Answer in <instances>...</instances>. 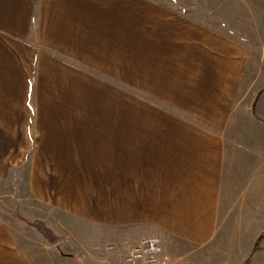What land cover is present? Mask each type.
Wrapping results in <instances>:
<instances>
[{"label":"crops","instance_id":"1","mask_svg":"<svg viewBox=\"0 0 264 264\" xmlns=\"http://www.w3.org/2000/svg\"><path fill=\"white\" fill-rule=\"evenodd\" d=\"M198 3L188 16L165 0H0V175L29 158L33 199L158 236L172 264L221 239L223 264H264V36L255 19L254 40H231L193 17ZM119 10L143 16L128 64L114 57ZM123 67L159 107L79 115L77 94L101 99ZM0 264H34L2 223Z\"/></svg>","mask_w":264,"mask_h":264},{"label":"rangeland","instance_id":"2","mask_svg":"<svg viewBox=\"0 0 264 264\" xmlns=\"http://www.w3.org/2000/svg\"><path fill=\"white\" fill-rule=\"evenodd\" d=\"M165 1L168 6L184 8L186 11L184 15H191L190 8L185 5H190L193 0ZM221 1L199 0L197 9L199 12L193 13V17L197 14L200 23L214 25L216 31L225 33L231 40L248 42L254 40L251 35L256 31L254 29L256 19L260 34L264 36V25L261 26L264 5L261 0H231L230 7L220 8V15L217 13L213 15L215 19L210 23L208 20L212 19V13H208L206 7L214 3V8L217 10L218 6H221ZM132 21L141 23L143 16L139 14L132 17L122 10L114 13V57H117V60L123 59L119 60L121 63L131 62L130 58L135 55L132 48L134 40L142 39V32L138 33L140 30L134 32L131 28ZM114 73L117 74L114 77L102 78L101 99L98 94L95 99L94 93L88 94L86 100L83 98V93L77 94L81 104L79 115H93L92 110L89 109L90 105L94 102L99 104V101L102 105L101 115L114 117H128L130 113L136 116L143 104L159 107L162 103L158 98L143 91L137 85L139 83H131L132 80L139 78L127 76V68H114ZM66 96L65 94L63 100H68ZM70 99H72L71 95ZM84 105L88 109L85 113H81ZM29 167L28 158L21 168H11L9 172L0 175V223L4 224L14 236L20 251L30 257L34 264H126L128 251L141 239L136 236V232L98 230L33 199L29 183ZM44 228L50 233L43 231L42 234L40 230ZM228 228L231 229V225ZM51 230L58 238L56 239L58 245L49 246L50 239H54L51 237ZM226 239L232 242L236 238L231 236ZM219 241L215 242L219 246H215L214 253L211 249L193 252L182 258L180 263L223 264L222 239ZM173 252L175 256L180 255L178 252Z\"/></svg>","mask_w":264,"mask_h":264},{"label":"built area","instance_id":"3","mask_svg":"<svg viewBox=\"0 0 264 264\" xmlns=\"http://www.w3.org/2000/svg\"><path fill=\"white\" fill-rule=\"evenodd\" d=\"M125 261L126 264H172L158 236L142 239L128 251Z\"/></svg>","mask_w":264,"mask_h":264},{"label":"trees","instance_id":"4","mask_svg":"<svg viewBox=\"0 0 264 264\" xmlns=\"http://www.w3.org/2000/svg\"><path fill=\"white\" fill-rule=\"evenodd\" d=\"M41 232H42V234H44L43 233V231H46L47 233H50L48 230H46L45 228L43 229V230H40ZM54 238V237H53ZM56 238H54L53 240H55ZM50 241H52L51 239H50Z\"/></svg>","mask_w":264,"mask_h":264}]
</instances>
